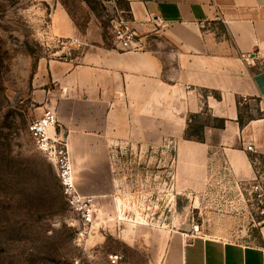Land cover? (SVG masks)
<instances>
[{"label":"rangeland","instance_id":"obj_1","mask_svg":"<svg viewBox=\"0 0 264 264\" xmlns=\"http://www.w3.org/2000/svg\"><path fill=\"white\" fill-rule=\"evenodd\" d=\"M57 1L80 30L98 19L113 34L104 0H0V264H112L113 254L119 264H152L163 251L166 263L193 235L254 240L264 222V156L253 159L257 178L241 181L222 154L171 139L135 143L100 169L86 167L95 154L70 153L79 189L98 199L91 226L72 212L55 161L30 130L48 107L38 61L69 40L52 32ZM247 106L245 115L259 114Z\"/></svg>","mask_w":264,"mask_h":264},{"label":"crops","instance_id":"obj_2","mask_svg":"<svg viewBox=\"0 0 264 264\" xmlns=\"http://www.w3.org/2000/svg\"><path fill=\"white\" fill-rule=\"evenodd\" d=\"M105 1L127 11L137 47L122 48L98 19L80 30L57 1L52 32L87 45L40 58L34 75L48 93L46 106L57 111L56 133L69 153L87 160L95 154L86 167L100 169L110 154L134 152L135 143L171 139L222 154L238 180L257 178L253 159L264 156V0ZM245 105L259 114L242 127ZM190 116L205 122L204 141L186 138ZM182 244L176 261L164 263L163 251L152 264H264V222L248 243L193 235Z\"/></svg>","mask_w":264,"mask_h":264},{"label":"built area","instance_id":"obj_3","mask_svg":"<svg viewBox=\"0 0 264 264\" xmlns=\"http://www.w3.org/2000/svg\"><path fill=\"white\" fill-rule=\"evenodd\" d=\"M111 9L113 13L111 17V23L113 24L112 32L115 42L125 49L137 47V44L133 41L134 31L131 30L129 19L126 16L127 11L116 5L111 7ZM66 43L57 52L59 56L64 52L68 53L70 50L68 47L70 46L82 50L87 45L79 36L69 37ZM245 59L249 64L254 62V56H245ZM262 67L264 68V63ZM57 126L58 115L56 110L47 107L41 115L32 120L30 130L35 138L37 148L56 163L62 192L69 208L78 216L84 226H91L97 217V196L91 193H83L79 189L67 142L60 134L56 133ZM251 148L252 146L249 145L248 149ZM259 187V184L254 186L255 189ZM122 258L120 254L110 256L112 264H119Z\"/></svg>","mask_w":264,"mask_h":264},{"label":"trees","instance_id":"obj_4","mask_svg":"<svg viewBox=\"0 0 264 264\" xmlns=\"http://www.w3.org/2000/svg\"><path fill=\"white\" fill-rule=\"evenodd\" d=\"M243 112H240L239 114V123L242 127L247 123L248 119L253 118L252 115H245ZM197 118L198 116H190V120H188L187 123L185 136L186 138H194L198 141H204L205 122L199 121ZM213 124L216 127L223 128L225 125V120L222 118H214Z\"/></svg>","mask_w":264,"mask_h":264}]
</instances>
